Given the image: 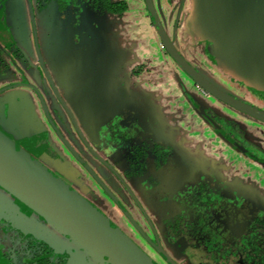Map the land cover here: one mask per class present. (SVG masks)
Instances as JSON below:
<instances>
[{"label":"rangeland","instance_id":"rangeland-1","mask_svg":"<svg viewBox=\"0 0 264 264\" xmlns=\"http://www.w3.org/2000/svg\"><path fill=\"white\" fill-rule=\"evenodd\" d=\"M124 1L128 4V10L124 13V17L126 18L136 20L141 17L142 11L145 10L148 12L146 0ZM152 1L154 6L156 5L155 8L158 11V16L165 30L172 37V26L170 27L171 20H174L172 8L174 5L179 6L178 3L180 4L182 0ZM191 2L195 7L197 5L201 6L199 10H205L207 16H197L198 21L194 23L195 36H193L191 40L186 39L187 46L181 47L177 44V49L190 64H196L194 67L202 76L215 84L219 89L264 111V6H261V15L259 14L260 11L257 12V9L256 13L252 12V9L255 8V0H191ZM243 2L246 3H244L241 8L240 3ZM161 4L164 10L160 7ZM169 8L170 11L168 13ZM51 11L55 13H52V17L55 15L56 17L59 16L55 8H51ZM174 12L177 13V10L175 9ZM52 17L50 11L46 9L43 13L40 12L36 14L34 20L30 13L28 0H6L2 2L0 4V47L11 52L14 44H17L24 48L32 61L36 62L34 45L30 39L36 28L43 58L47 64V68H52L51 63H53L56 57L54 56L55 53L53 48H49L51 53L48 55L49 45H46L48 42L46 33H49V28L52 23L53 25L60 26L59 19L57 18L55 20L56 22H54L55 18L53 19ZM61 19L68 24L69 28L67 29L70 30L69 24L74 23L73 13L67 11L61 15ZM260 19L261 22H259ZM106 24L111 31L114 29V26L117 25V22H107ZM138 24H135L133 28H137ZM201 24L204 25L201 27ZM223 25L227 26V30H225L226 28H221ZM86 26V24L78 25L77 27L79 28L74 26L71 32L83 31ZM202 28L204 30H202ZM259 32H261L259 35L260 38H262L261 45L258 42V37L255 36V34ZM159 37L160 36H149L147 34L143 36V39H139L138 42L135 41L137 51L140 49L141 52L145 53L144 56L146 59H143L141 62L149 66L151 71L148 73L144 71L139 75L134 74L131 69H134L138 62L131 64L127 70L129 73L128 83H132V86H135V82L138 81L140 83L145 81L149 76L155 82L170 81V79H172L171 74H173L174 71L176 74V71H178L176 75L180 74L183 84L187 83L188 85L191 83L188 78H191L181 70L180 66L171 56H169V58L173 61V64L178 70L174 69L170 71L172 67L167 68L169 65L168 60L166 61L165 58L162 57V54L154 53L148 55L149 49L159 47V42L161 43ZM194 37L196 38L194 39ZM228 41L229 44L226 46L227 44L225 43ZM247 43L252 44L253 47L247 51H243ZM75 44L76 42L73 40L70 42L64 41L61 45H63L62 48L66 47V49L69 50L68 53L72 54L74 52L73 50L76 48L73 46ZM229 54H235L236 56L234 55V57H237L239 54L243 56L248 55L249 57L245 59V63L250 61L251 64L246 67L240 64V58L242 56H240L239 60L236 58V61H234ZM58 55H62V53H58ZM34 64L28 69H24L22 66L17 70L18 72L13 67L8 71L0 72V131L32 155L41 164L53 170L60 178L79 191L90 203L95 204V206H97L117 227L123 230L125 234L143 247L145 251L147 250L146 252L158 259V256L151 252L148 246L143 244V241L140 239L141 235L137 233V231L141 229H148L143 212L139 211L129 194L125 190L122 191L120 189L121 184L119 180L115 177L112 179V172L109 167H107L104 162L100 163L97 159L92 158V155L86 152L84 142L77 135L75 129L72 128V130H70V127H68L69 125L67 126L59 119L61 116H64V118L66 117L63 115L65 111L58 118L55 117L50 103L52 100L56 102L61 112L59 100L53 98L56 96V94L52 93L54 90L51 92L45 89L44 83H46V81L43 83V72H41L40 67L37 66L36 63ZM77 64L79 66L82 65L80 59H77ZM232 64L235 69L231 68L230 65ZM151 66L156 70L153 71ZM20 72L23 73L26 80L30 82L28 85H18L17 80ZM122 83L128 84L125 81H122ZM192 83L195 82L192 80ZM35 87L41 91L42 99L39 98L40 96H38ZM194 88L195 92L192 95L196 100L195 102L207 106L209 110L206 109V111H208L221 126L243 131L242 133L247 135V138L251 140L254 146L260 148L264 147L263 121L239 113L236 109L221 102L217 97L209 94V98L204 95L199 87L194 86ZM3 89H5V91H2ZM67 89H59L58 95H65L66 101L73 109L76 107V104L81 106L82 103L80 104V102L74 103L73 106L70 105L72 96L69 94V88ZM180 93L182 95V92ZM106 94L107 93L104 94L99 92L98 95L106 97ZM112 98V96L109 97L107 101H101L99 99L87 102L89 104L86 105V111H89V113L85 112V117L89 118V116H93V114L98 113L99 109L102 111L104 109L102 107L103 104L105 107H108L110 105L109 100H112ZM114 98L121 101L118 95L114 96ZM174 98H178V96L175 95ZM41 100L47 103L55 128L48 122V117L39 112ZM170 100L171 99L166 102L165 110L158 114L151 115L150 117L143 116L138 119L135 114L130 113L131 117L128 118L129 121L127 124H131L129 131L131 137H136L137 134H140L144 139L150 138L154 142H166L171 144L176 151H180V154L175 156L176 158L174 160L181 163L183 160V158H181V152L185 155L187 154V158L193 159L195 169L198 171L200 169L198 163H201V159H205L203 167L206 172L202 170L201 174L207 175V177L214 180L215 183H218V177L223 178L226 176L224 178L226 180L228 179V182L225 184L227 188L226 191H229V189L233 187L237 191L250 196V200H252L255 205H264V184L259 185L258 182L254 180L259 172L262 173L260 177L264 180V172L260 169H258V171L256 170L259 163L245 167L244 164L248 163L243 162L240 157L244 152L232 145L224 146L225 142H222L216 137V133L206 124V121L204 122V120H202L203 117L189 100H182L180 98L177 99V101L171 102ZM119 104H115V107L119 108V111L123 110L124 105L122 106ZM167 109L171 112L173 111V114L175 113V121H173L172 124L168 123L166 114ZM116 114L120 113L116 112ZM180 114L186 118L188 123H186V121L178 122V120H176V115L178 117ZM119 116V118H121V115ZM179 123H185V126L175 131ZM99 128L86 130L82 127L81 132L85 134L88 141L93 143L94 150L100 153L104 159H107V154L112 149H116L117 139L113 141L111 148L107 149V151L106 149L104 150L100 144L98 145L93 142L94 139L91 136L93 132L98 134L101 130ZM54 132L57 133L55 134ZM59 134H62L65 138L63 139ZM65 139L70 142V146L74 148L79 155H82V157L90 163V166L101 179L110 184L112 188H116L118 193L116 194L117 198L122 207L126 210L125 212L118 210L115 201L109 198V196L99 188L98 184H95V177L90 175L87 171L84 172L82 170L76 158L74 161H71L66 157L64 153V149L66 148L62 144L66 142ZM210 143L216 145V147L210 145L209 148L205 149L204 147H206V144ZM57 154H59L61 160L55 157ZM200 155H202L203 158L200 157ZM113 156L117 158L118 154L114 153ZM63 159L66 163L62 162ZM184 159H186V157ZM117 165L118 169H120L119 164ZM179 170H181V168ZM190 170H192V168ZM195 177L196 176H191L190 178H186L185 176L180 177L178 181L175 180V184L179 186L182 185L183 187L186 185L187 180L192 181ZM125 179L134 190L136 197L139 198V202L146 210L145 212L148 217L151 218L152 224H154L158 230L159 228L160 230L163 229V221L168 218V215L166 211H163L161 204L158 205L159 203L156 201L157 195L153 192L152 187L143 181L138 185L126 177ZM260 181L262 182V180ZM175 184H171V186L174 188L176 186ZM172 187L170 188L172 189ZM0 210V214L7 222L15 227H21L23 231L33 233L36 240L43 241L54 250L55 254L68 257L70 264H101L69 237L61 233L50 223L43 221L39 216L34 214L29 207L1 187ZM168 251L173 255V252L177 250L173 252L170 250Z\"/></svg>","mask_w":264,"mask_h":264},{"label":"flooded vegetation","instance_id":"flooded-vegetation-1","mask_svg":"<svg viewBox=\"0 0 264 264\" xmlns=\"http://www.w3.org/2000/svg\"><path fill=\"white\" fill-rule=\"evenodd\" d=\"M5 1L6 0H0V4ZM28 2L30 13L34 19L36 14L40 12L34 11L32 0H28ZM256 9L257 11L260 10L257 0H255V13ZM30 39L34 45V53L36 54V62L34 63H36V65L40 67L41 72H43V83L46 81V83H44L45 89L50 90L51 92L54 90L52 93L56 94L57 97L55 96V98L59 100L61 112L58 109L56 102L52 105L55 117L58 118L65 111V114L63 115L66 117L64 118V116H61L59 119L67 126L69 125L68 127H70V130H72V128L75 129L77 135L84 142L86 152L90 153L92 158L97 159L100 163L104 162L105 165L109 167L112 172V179L115 177L119 180L121 184V186L119 185L120 189L122 191L125 190L134 201L139 211L143 212L148 229H141L139 230L140 232L137 231V233L141 235V237L138 236L143 241V244L148 246L151 252L158 256V259L152 254L146 252L147 250L145 251L143 247L117 227L97 206H95V204L90 203L79 191L74 189L70 184L69 185L80 193L94 208H96V210L106 216L123 234L132 239L157 264H215V260H220L222 258L221 253H223L224 250L228 251L234 247L244 248L241 244V239L244 236H246L249 241L255 239L254 237L257 236L258 238H261V240H264V222H262L263 224L260 223L261 220L264 221V205H255V203L250 200V196L237 191L233 187L229 189V191H226L227 188L225 187V184L228 182V179H224L226 176L223 178L218 177V184L215 183L214 180L208 178L207 175L201 174L202 170L205 169L203 167L205 159H201V163H198L199 165L197 164L200 167L198 171L195 169L193 159L191 160L190 158H187V154L185 155L181 152V158H183L181 163L175 161V156L180 154V151H176L171 144L166 142H163L164 144L154 142L150 138L144 139L140 134H137L136 137H131L129 134L131 124H127L129 117H126L124 113L116 114L111 118L106 119L104 124L99 128L102 130V133L100 130L98 134L91 135L94 139L93 142L98 145L100 144L104 150L106 149V151L111 148L113 141H116L115 139H117L116 149H112L107 154V159H104L100 153L94 150L93 143L88 141L85 134L81 132L82 124L79 123V115H75L74 111L61 98V96L58 95V90H55V83L49 73V69L47 68V64L42 55V50L39 46V36L36 28ZM17 47L23 51L26 61L28 62V65H22L23 68H30L33 63L24 48L14 44L13 50L10 53H13ZM190 65L193 66L192 64ZM22 66L12 65L6 71L12 67L17 71ZM17 82L18 85H28L30 83L21 72L18 74ZM35 88L38 96H40L39 98L42 99L41 91L37 89V87ZM191 103L203 117L200 116L202 120H204V122L206 121V124L216 133V137L222 142H225L224 146L232 145L244 152L240 157L243 162L248 163L244 164L245 167L259 163L256 170L258 171V169H260L264 172V147L260 148L254 146L251 143V140L247 138V135L242 133L243 131L221 126V124H219L210 113L206 111V109L209 110L207 106L194 101ZM40 106L41 113L48 117V122L53 126V119L50 116L47 103L44 100H41ZM96 114L97 113L93 114V116L86 121L85 125L83 124V128H89L91 125L89 124L90 122L94 123V116ZM206 114L210 119L205 116ZM119 115H121V118H119ZM185 121L188 123L187 120ZM212 121H214V123ZM53 128H55V125ZM59 136L63 139L65 138L62 134H59ZM65 141L66 142L62 144L66 148L64 149L66 157L71 161H74L76 158L78 160L77 162L82 167V170L84 172L87 171L90 175L95 177V184H98L99 188L106 193L109 198L115 201L118 210L125 212L126 210L122 207L117 198L116 194L118 193L116 188H112L110 184L101 179L90 166V163L70 146L68 140L65 139ZM156 144L158 149L157 154L152 150ZM210 145L214 144H206V147L204 148H209ZM136 147L143 148L140 160L136 163L143 166L144 170L138 168L139 171H134L131 168L132 162L130 158L132 157L133 150H135L133 148ZM214 147H216V145H214ZM114 153L118 154L117 158L113 156ZM55 157L61 160L59 154L55 155ZM185 157L187 160L184 159ZM200 157L203 158L202 155H200ZM62 162H65V160L63 159ZM117 164H119L120 169H118ZM180 168L181 170H179ZM191 168L192 170H190ZM51 171L55 176L60 178L53 170ZM204 171L206 172V170ZM260 174L262 173L259 172L258 176L253 179L258 182L259 185H263L264 180L260 177ZM179 176H185L186 178H190L191 176L196 177L192 179V181L187 180L186 185L182 187V185L179 186L175 184V180L178 181L180 178ZM125 177L138 185L143 181L152 187L153 192L157 195L156 201L159 203L158 205L161 204L163 211H166L168 215V218L163 221V229L160 230L159 228L158 230V228L152 224L151 218L146 214V210L142 207L134 190L129 186L128 182H126ZM60 179L63 180L62 178ZM260 180H262V182ZM63 181L67 183L65 180ZM171 184H175L176 186L173 188ZM170 187H172V189ZM34 214L39 216L35 212ZM179 215L183 216L182 223L180 229L175 230L172 227V224L176 222V217L178 218ZM39 217L43 221H46L41 216ZM194 248H198L199 252L196 251L194 256H192L189 253L191 252L193 254ZM168 250L172 252L174 250L177 251H174L173 255H171ZM36 255H38L40 260L53 259L57 262L59 258H62V261L64 260L65 263L67 262V264H70L68 257L55 254L54 250L43 241L36 240L33 233L23 231L21 227H15L7 222L0 214V264H31ZM18 258L19 260L21 259L20 262H16ZM226 261L227 260L224 259L222 264ZM59 264H61V262ZM219 264H221V262Z\"/></svg>","mask_w":264,"mask_h":264},{"label":"crops","instance_id":"crops-1","mask_svg":"<svg viewBox=\"0 0 264 264\" xmlns=\"http://www.w3.org/2000/svg\"><path fill=\"white\" fill-rule=\"evenodd\" d=\"M244 3L246 2L240 3L241 8ZM178 5L179 6L174 5L172 8L174 17V20L172 19L170 22V27L172 26L171 31L173 33L172 37L165 30L176 49L177 44L181 47L187 46L186 39L191 40L193 36H195L194 23L198 21L197 18L200 16H207L206 11L199 10L201 6L197 5L195 7L191 0H182V2H180V4L178 3ZM160 7L162 8V10H164L162 4L160 5ZM51 8L54 7L49 6L48 10L50 11L52 17V13H55L54 11H51ZM175 9L177 10V13L174 12ZM169 11L170 8L168 9V13ZM254 11L255 10L253 8L252 12ZM257 12L262 15L261 7ZM52 18H55L54 22H56L55 20L58 18L60 26L53 25L52 23L50 25L51 27L49 28V33H46L48 38V42L46 43V45H49L48 55L51 53L49 48H53V51L55 53L54 56L56 57L53 63H51L52 68H49V73L51 74L52 79L55 83V90H59L61 88H69V94H71L72 96V101L70 99V105L73 106L74 103H82L81 106H78V104H76V107H74L73 109V107H70L68 102L66 101L65 95L61 96V98L68 104V106L73 109L74 113L79 115V123L82 124L81 127H84L83 124L85 125L86 121L90 118V116L89 118L85 117V112H87L86 105L89 104L87 102L96 101L99 99L101 101H107L109 97H113L112 100H109L110 105L108 107H105L104 104L103 106L101 105L104 109L102 111H100V109L98 110V113L94 116V123L90 122L89 124L91 125L89 128H86V130L99 128L104 124V121L106 119H109L112 116L116 115V112L124 113L126 117H131L130 113H132L135 114L138 119H140L143 116L150 117L151 115L158 114L165 110V104L169 99H171V102L177 101V99L179 98L182 100H189L190 102L196 101L192 94H194L195 92L194 86H199L196 85V83H192V79L189 78L188 80L191 83L188 82V85L190 86H188L187 83L183 84L180 74L176 75L178 71H176V74L175 71L173 72V74H171L172 79H170V81L155 82L148 75L149 78L145 81L139 83L136 80L137 82L134 83L135 86H132V83H128L129 73L127 72V70L131 64L138 62L136 67L134 69H131L134 74L139 75L144 71L146 73L151 71L149 69V66L141 62L143 59H146V57L144 56L145 53L141 52L140 49L137 51V47L135 46V41L138 42L139 39H143L144 35L148 34L149 36H159L157 28L151 20V16L145 10L142 11L141 17L137 18L136 20H131L130 18L124 17V14L119 17L108 13H103L100 16H95L91 13L84 12L80 24H86L87 26L83 31L80 32H71L72 27H74L73 24H69L70 30L67 29L69 28V26L64 22V20L61 19V14H59L58 17H56L55 15ZM107 22H117V25L114 26V29L110 31L106 24ZM259 22H261V19L259 20ZM135 24H138L137 28H133ZM203 25L204 24H201L200 26L202 27ZM226 27V25H223L221 28L225 29ZM202 30L204 29L202 28ZM225 30H227V28ZM195 38L196 37H194V39ZM73 40L76 41L78 47L73 50L74 52L72 54L68 53L69 50H67L66 48L61 49L58 47V49L55 47L56 44H60V42H70ZM225 44H227L226 46H228V42H226ZM148 52V55H152L154 53L162 54V57H164L166 61L168 60L169 65L167 68L172 67L170 71H173L174 69L178 70L177 67L173 64V61L169 58L170 54L167 52L162 41L161 43L159 42L158 48H151L148 50ZM58 53H62V55H58ZM179 53L181 54L180 51ZM229 55H231V59L234 61H236V58H240V56H243L241 54H239L237 57H234L235 54ZM77 59H80V61L82 62L81 66L77 64ZM32 63L34 64V61H32ZM192 65L194 66L196 64ZM230 66L232 69H235L233 64ZM151 67L153 71L156 70L155 68H153V66ZM181 70L183 71L182 68ZM122 81H125L128 84H123ZM99 92L104 94L107 93V96L104 97L103 95H98ZM180 92H182V95ZM202 92L205 96L210 98L209 94H207L203 90ZM116 95L121 98V101H118L114 98V96ZM175 95H177L178 98H174ZM53 98H55V96ZM53 103L54 101L52 100V102L50 103L51 106L53 105ZM113 103L117 105L120 103L119 105L122 106L124 105L123 110L119 111V108H116L115 104ZM39 112L41 113L40 109ZM172 112L168 109L166 110L169 124H172V122L175 121V113L173 114ZM87 113H89V111ZM176 120H178V122H185L186 118H184L180 114V116L178 115V117L176 115ZM184 126L185 123H179V125L176 126L175 131L183 128ZM94 134L95 132H93V134L91 135Z\"/></svg>","mask_w":264,"mask_h":264},{"label":"water","instance_id":"water-1","mask_svg":"<svg viewBox=\"0 0 264 264\" xmlns=\"http://www.w3.org/2000/svg\"><path fill=\"white\" fill-rule=\"evenodd\" d=\"M257 1L260 8L264 0ZM146 4L167 52L196 85L230 107L264 122V111L222 91L191 66L166 33L153 1L146 0ZM205 116L208 117L207 114ZM0 187L69 237L101 264H157L80 193L1 131Z\"/></svg>","mask_w":264,"mask_h":264},{"label":"trees","instance_id":"trees-1","mask_svg":"<svg viewBox=\"0 0 264 264\" xmlns=\"http://www.w3.org/2000/svg\"><path fill=\"white\" fill-rule=\"evenodd\" d=\"M32 2H33V7H34L35 12L39 11V12L43 13V11L48 9L49 6H53L56 9V12L61 14V15L67 11H71L73 13V16H74L75 21H74L73 26H75V27L80 25V21H81V18H82V15L84 14V12L91 13L92 15H95V16L96 15L100 16L103 13H108V14H112V15L119 17V16H122L128 10V4L124 0H32ZM260 33L261 32L256 33L255 36L258 37L257 38L258 42L261 45V39L262 38H260V35H259ZM74 42H76V41L74 40ZM62 43L63 42H60V44H56L55 47L56 48L59 47L61 49H64V48H62V46H63V45H61ZM228 44H229V41H228ZM73 46L78 47V44H75ZM251 47H253L252 44L247 43L244 46L243 51H247V50L251 49ZM248 57H249L248 55L242 56L240 58V64L248 67L251 64L250 61H248V63H245V59H247ZM238 60H239V58H238ZM23 64L28 65V62L26 61V57H25L23 51L19 47H17L16 50L13 51V53H10L9 51L0 47V72H5L12 65L22 66ZM248 116H250V115H248ZM156 146H157V144L154 145L152 150L157 154L158 149ZM133 149H135V150H133L132 157L130 158V160L132 162V165H131L132 170H134V171H139V169L144 170L143 166H140V164L136 163L140 160V155H141L143 148L136 147ZM182 217L183 216H181V215H179L178 218L176 217V219H177L176 222L172 224V227L175 230L180 229V226L182 223ZM262 222H264V221L261 220L260 223H262ZM254 238L255 239H252L249 241V239L246 236H244L241 239V244L244 246V248L234 247L233 249L231 248L228 251L224 250V252L221 253L222 258L220 260L219 259L215 260V264H219L220 262L222 264L224 259L227 260L224 264H240V263H243V264H264V240H261V238H258V236L254 237ZM196 251L199 252V249L194 248L193 254L191 252L189 254L194 256V253H196ZM20 260L18 258L16 262H20ZM60 262H61V264H67V262L65 263L64 260L62 261V258H59L58 261L56 262V260H53V259L40 260L38 258V255H36L34 257L33 263H31V264H59Z\"/></svg>","mask_w":264,"mask_h":264}]
</instances>
